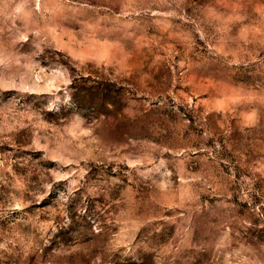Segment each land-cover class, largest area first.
Instances as JSON below:
<instances>
[{"label": "rangeland", "instance_id": "rangeland-1", "mask_svg": "<svg viewBox=\"0 0 264 264\" xmlns=\"http://www.w3.org/2000/svg\"><path fill=\"white\" fill-rule=\"evenodd\" d=\"M0 264H264V0H0Z\"/></svg>", "mask_w": 264, "mask_h": 264}]
</instances>
